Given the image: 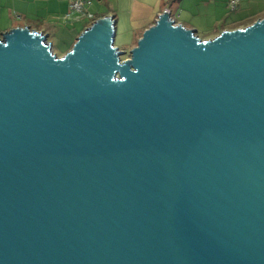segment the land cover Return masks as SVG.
Segmentation results:
<instances>
[{
    "label": "water",
    "instance_id": "95a60500",
    "mask_svg": "<svg viewBox=\"0 0 264 264\" xmlns=\"http://www.w3.org/2000/svg\"><path fill=\"white\" fill-rule=\"evenodd\" d=\"M115 19L1 32L0 264H264V18Z\"/></svg>",
    "mask_w": 264,
    "mask_h": 264
},
{
    "label": "crops",
    "instance_id": "0c3cea01",
    "mask_svg": "<svg viewBox=\"0 0 264 264\" xmlns=\"http://www.w3.org/2000/svg\"><path fill=\"white\" fill-rule=\"evenodd\" d=\"M72 1L0 0V38L10 29L28 26L48 33V40L53 45L51 35L56 22L86 19L89 27L107 15L116 18V25L123 16L137 29L145 31L156 23L164 11L169 10L176 23L195 29L202 39H212L225 30L243 28L264 18V0H240L236 10L231 9L230 0H84L86 10L93 17L68 20L65 17ZM95 3L99 4V9L101 7L99 12L93 10ZM107 3L113 10H103ZM179 10L181 14L175 16Z\"/></svg>",
    "mask_w": 264,
    "mask_h": 264
},
{
    "label": "rangeland",
    "instance_id": "374dc122",
    "mask_svg": "<svg viewBox=\"0 0 264 264\" xmlns=\"http://www.w3.org/2000/svg\"><path fill=\"white\" fill-rule=\"evenodd\" d=\"M113 10L112 6H105L106 10ZM94 11L99 12V4L95 3ZM181 14V11L175 13V16ZM88 20H79L75 22H56L53 25V31L51 35V39L53 40V51L59 57L64 56L68 53L77 41V37H79L82 32L87 28ZM133 24V23H132ZM128 19L122 16L121 20L117 23V33L115 38V45H117L122 51H126L122 55V60L130 59V51L133 49L139 39L142 37L144 31L137 29V27L133 26ZM86 27V28H85ZM85 28V29H84Z\"/></svg>",
    "mask_w": 264,
    "mask_h": 264
},
{
    "label": "built area",
    "instance_id": "2783aa9c",
    "mask_svg": "<svg viewBox=\"0 0 264 264\" xmlns=\"http://www.w3.org/2000/svg\"><path fill=\"white\" fill-rule=\"evenodd\" d=\"M240 0H230L229 4L232 10H236L238 8ZM86 1L84 0H74L71 3L70 11L66 15V19L72 20L75 18H80L83 16H89L90 18L93 17L91 13H89L85 8Z\"/></svg>",
    "mask_w": 264,
    "mask_h": 264
}]
</instances>
